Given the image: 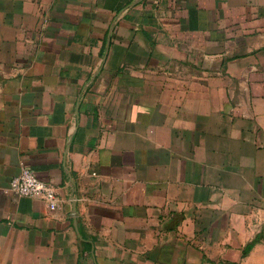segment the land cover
Segmentation results:
<instances>
[{
	"label": "crops",
	"instance_id": "1",
	"mask_svg": "<svg viewBox=\"0 0 264 264\" xmlns=\"http://www.w3.org/2000/svg\"><path fill=\"white\" fill-rule=\"evenodd\" d=\"M0 264H264V0H0Z\"/></svg>",
	"mask_w": 264,
	"mask_h": 264
},
{
	"label": "built area",
	"instance_id": "2",
	"mask_svg": "<svg viewBox=\"0 0 264 264\" xmlns=\"http://www.w3.org/2000/svg\"><path fill=\"white\" fill-rule=\"evenodd\" d=\"M8 192L19 197L41 200L51 211L57 210L60 205L56 189L29 169H23L12 179Z\"/></svg>",
	"mask_w": 264,
	"mask_h": 264
}]
</instances>
